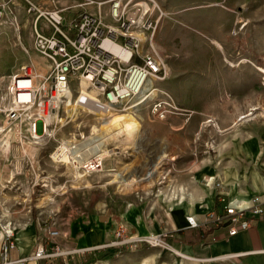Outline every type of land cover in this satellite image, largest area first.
<instances>
[{"label": "rangeland", "instance_id": "374dc122", "mask_svg": "<svg viewBox=\"0 0 264 264\" xmlns=\"http://www.w3.org/2000/svg\"><path fill=\"white\" fill-rule=\"evenodd\" d=\"M157 1L167 12L157 29L156 38L169 70L166 79L156 80L154 85L167 91L183 113H170L164 119L155 114L154 102L165 98V94L157 90L138 106L128 105L126 109L141 117L139 132L131 140H126L124 131L118 126L103 130L105 136H109L104 146L108 151L103 154L102 167L90 172L78 168L74 159L57 161L52 154L64 141L83 143L93 133L95 125L108 115L81 108L76 111L65 105L59 112H52L51 118L42 117L49 122L48 130L41 124L38 135L31 134L25 125L5 134L0 132V229L5 225L17 226V232L25 225L37 224L41 231L43 226H52L59 230L53 241L58 242L63 250L94 248L92 255L98 248L114 247V242L121 239L117 234L121 226L126 230L125 237L170 234L172 225L163 206L171 211L174 204L166 205L165 198L177 197L176 201H180V193L183 195L186 191L174 195L173 189L166 190L164 183L168 177L165 179L166 173L160 171L171 156L169 148L175 140L173 131H169L173 128L169 122L187 117L204 118L205 126H208L218 119L221 124L223 117L264 118V101L262 106L249 105L255 94L264 96V0ZM58 5L60 2L53 4ZM222 11L233 14L231 25L220 22L223 20ZM249 11L255 17L242 28L245 23L239 20L243 14L237 16ZM28 19H32L29 14L13 8L0 20V104L9 101L8 86L13 73H21L25 65H33L40 72L49 69L48 60L33 50L31 23L25 25ZM18 21L19 28L16 26ZM215 24L224 25L222 28L227 31L216 33L213 31ZM242 30L246 31L240 35ZM212 32L220 34L219 42ZM236 55H249L256 59L239 65L240 62L229 60ZM255 64L261 65L262 69L257 68L262 75L259 79L263 85L262 94L260 91L246 95L238 93L245 84L258 86L257 80L254 81ZM228 88L232 91L225 92ZM78 94L74 91L75 96ZM243 100L248 102L243 103ZM4 121L5 114L0 111V125ZM199 131L195 143H192L194 154L199 155L207 149L213 151L209 140H205L209 137L207 131L203 128ZM166 133L170 141L166 139ZM162 180L165 181L162 183ZM43 242L48 240L43 238ZM115 245L132 251L139 247L149 249L154 264L159 262L160 250L176 254L171 249L144 243ZM90 254L80 251L52 260L62 264H81L87 261V257L93 259L94 255L91 257ZM142 255L119 254L113 261L118 260L119 264L139 263ZM201 259L209 260L208 257ZM98 262L106 264L105 261Z\"/></svg>", "mask_w": 264, "mask_h": 264}, {"label": "built area", "instance_id": "2783aa9c", "mask_svg": "<svg viewBox=\"0 0 264 264\" xmlns=\"http://www.w3.org/2000/svg\"><path fill=\"white\" fill-rule=\"evenodd\" d=\"M73 1L50 0L49 4H44L39 0H0V20L13 8H24L32 16L33 50L49 62V69L45 72L37 71L33 65H25L21 73L11 75L9 101L0 104V111L5 114L0 132L5 134L25 125L31 134H37L41 124L43 129L49 124L43 116L51 118L52 112H59L73 99L82 110L107 116L128 108V105H138L135 98L143 90L146 93L140 103L154 90L165 94V98L158 99L153 105V112L160 118H167L170 113L182 114L183 110L177 107L173 97L154 85V81L166 79L169 70L166 56L156 38L157 29L167 15L158 1ZM57 2L60 5L53 6ZM74 91L79 92L78 96L74 95ZM96 145L82 146L80 142L64 141L52 156L62 162L74 159L78 168L90 172L103 165L102 150L95 149ZM204 182L217 189L219 206L209 210L203 221L195 215L187 216L189 227L205 226L202 238L213 228H224L228 237L233 236L251 227L256 218L264 216L261 196L232 197L223 189L222 180L215 175L206 176ZM16 230L17 226L6 225L0 229V264H25L28 259L52 260L80 251L90 254L94 249L63 250L58 242L53 241L59 230L43 226L35 251L27 257H14L12 250L17 246ZM125 233V228L121 226L117 231L121 239L114 242V246L144 243L181 253L172 246L168 233L126 237ZM43 238L48 242L44 243ZM218 257L224 256L209 259Z\"/></svg>", "mask_w": 264, "mask_h": 264}, {"label": "crops", "instance_id": "0c3cea01", "mask_svg": "<svg viewBox=\"0 0 264 264\" xmlns=\"http://www.w3.org/2000/svg\"><path fill=\"white\" fill-rule=\"evenodd\" d=\"M39 1L44 4H49L50 2V0ZM18 10L22 14L26 13L24 8H18ZM220 15H223V20H220L222 24L229 26L233 23V14L222 11ZM241 15L243 17L242 19L239 18V21L245 23L242 28H245L248 22L252 21L255 17L251 11L242 12L237 17ZM28 23H31L32 27V20L28 19L25 25ZM214 26L213 31L216 33L221 34L220 31L222 33L227 31L222 28L224 25L215 24ZM245 31H239V34L241 35V32L245 33ZM212 33L213 37L217 39L216 41L219 42L218 40H221L220 34L216 35L214 32ZM230 58V61L240 62L239 65L247 61L253 62L256 59V57L249 55H236ZM255 66L254 81L256 82L257 80L258 86L241 85L245 88H239L238 93L246 95L251 91L255 93L258 91H260L259 93L262 92L263 85L261 80H259L262 75L260 72H257V68L262 70L261 65L258 67L255 64ZM42 69L46 68L42 67ZM224 91L231 92L232 90L228 88ZM243 98L245 99L246 97ZM263 101V95L257 97L255 94L254 101L249 102V105L254 103L262 106ZM245 102L248 101L246 100ZM245 102L243 100V103ZM205 123L206 120L204 118L192 117L183 118L176 122H169V125L173 126L169 131H173L175 140H172L173 145L169 148L171 156L165 160L160 170L161 173H166L165 179L168 177V180H162L161 182L165 181L164 186L166 190L173 189L174 195L182 191L186 192L183 195L180 193V201H176L178 200L177 197L173 199L165 198L167 200L165 202L166 205L174 204L171 211H168L167 206L163 207L166 211L167 220L172 225L169 235L171 243L191 257H182L166 250H160L158 264H264V216L256 218L251 227L240 230L235 235L229 237L224 228H213L212 230L209 229L205 237L202 238L201 235L205 226L192 228L189 227L187 221L188 215H195L200 221H203L209 210L219 206L216 196L217 189L207 186L203 182V178L206 175H215L217 178H220L223 182V189L232 197L247 198L259 195L264 200V118L257 116L244 119L223 117L221 124L219 119L218 122H212L208 126H205ZM164 124L166 125L167 123ZM202 128L207 131L206 134L209 136L205 140H209L208 142L214 148L212 149L213 151L210 149L204 150L203 153H199V156L196 153L194 154L192 143H195L197 134ZM166 137L170 141L168 133H166ZM168 200H172V202H168ZM16 235L17 246L12 250V256H30L35 251L39 242V226L37 224L35 226L25 225L16 232ZM104 249L106 248L96 250L93 254L94 256L91 253L90 255L91 257L93 256V259L87 257V261H83L81 264H95L98 261H105L106 264H119L118 260L113 261V259L117 258L119 254L124 253L128 256L143 254V259L139 263L129 262V264H154V257H151L150 250L144 247H139L136 251L126 248L127 251H121L112 258H99L100 253ZM227 254L232 255L225 256ZM221 255L224 257L209 260L200 259ZM109 260L112 261L109 262ZM57 263L62 264L59 261L55 262L50 259H28L25 262V264Z\"/></svg>", "mask_w": 264, "mask_h": 264}, {"label": "bare ground", "instance_id": "6f19581e", "mask_svg": "<svg viewBox=\"0 0 264 264\" xmlns=\"http://www.w3.org/2000/svg\"><path fill=\"white\" fill-rule=\"evenodd\" d=\"M153 92H155V90ZM90 93H91V95L94 96V93H92V92H90ZM145 93L146 92L144 90L140 92V94L137 96V98H135L137 100V102L135 104L139 105L140 100H141L142 97H144ZM68 105L73 107V109H75L76 111L81 106L79 103H75L74 99L72 101H70V103ZM138 105H136V106H138ZM140 118H141L140 116L137 117L135 115V113L132 112V111H129V109H126V111H124V112H118V113L114 112V113L108 115L101 122L99 121L100 122L99 125H95L93 133L82 143V146H84V145H89L90 146L91 144L94 145V143H96L97 145L95 146V149L97 147V149L103 150V152L101 151V153L104 154V153H106L108 151V150L106 151V148L104 146L106 145L105 142H106L107 137H109V136H105V134L103 133V130L109 129L112 126H118L119 128H122V130L124 131L125 136H126V140H131L139 132L140 125H141ZM46 129L48 130V126H47ZM98 130H100V132ZM110 133H112V132H110ZM159 156H161V155H159ZM78 161L80 162L81 159L79 158ZM150 173H151V171L149 172V174ZM152 175H153V173H152ZM118 178H120V176ZM126 182H128V181H126ZM175 249H177V248H175ZM177 250H179V249H177ZM179 251L181 253H179V252H176V253L180 254V255H183L184 257H191L189 254H186L185 252L183 253L181 250H179ZM95 264H100V263L97 262Z\"/></svg>", "mask_w": 264, "mask_h": 264}, {"label": "trees", "instance_id": "16d2710c", "mask_svg": "<svg viewBox=\"0 0 264 264\" xmlns=\"http://www.w3.org/2000/svg\"><path fill=\"white\" fill-rule=\"evenodd\" d=\"M121 251H127V249L124 247H120V246H118V247L114 246L112 248L108 247V248L104 249L102 251V253H100L99 258H102V259L103 258H112V257L116 256Z\"/></svg>", "mask_w": 264, "mask_h": 264}]
</instances>
